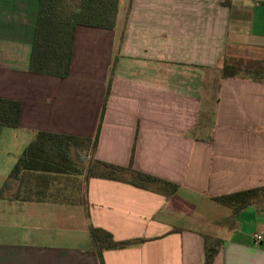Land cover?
<instances>
[{
    "label": "crops",
    "instance_id": "crops-1",
    "mask_svg": "<svg viewBox=\"0 0 264 264\" xmlns=\"http://www.w3.org/2000/svg\"><path fill=\"white\" fill-rule=\"evenodd\" d=\"M39 3L0 0V98L22 102L19 127L0 136V264H100L90 227L143 240L104 251L105 264H204L213 246V264H264L263 208L208 235L185 203L264 187V81L220 75L225 58L264 62V0H120L113 30L77 28L66 79L29 71ZM98 129L95 160L177 194L84 167L10 178L39 132L94 140Z\"/></svg>",
    "mask_w": 264,
    "mask_h": 264
},
{
    "label": "trees",
    "instance_id": "trees-1",
    "mask_svg": "<svg viewBox=\"0 0 264 264\" xmlns=\"http://www.w3.org/2000/svg\"><path fill=\"white\" fill-rule=\"evenodd\" d=\"M119 2L120 0H40L29 67L30 73L61 79L68 78L77 28L113 30L116 25ZM239 74L253 76L255 80L264 81V77L261 78L264 74V62L225 58L221 69V78H234ZM106 103L107 99L103 106L100 125ZM21 113L22 102L0 98V136L5 128L16 129L19 127ZM98 139L99 129L94 140L39 132L15 164L10 178L19 179L20 174L25 171L57 174L76 173L78 168L72 152L78 150L86 151L87 156H90L86 171L88 178L96 177L126 182L166 197L177 194L178 185L136 171L131 165L122 167L95 160ZM132 156L134 157V153ZM214 199L215 202L232 209L233 217H230V220H233L252 205L264 209V187ZM89 233L100 264H105L104 251L126 249L138 246L143 242V240L118 242L110 233L100 228L90 227ZM215 249L216 246L210 249L206 248L204 264H213Z\"/></svg>",
    "mask_w": 264,
    "mask_h": 264
},
{
    "label": "rangeland",
    "instance_id": "rangeland-1",
    "mask_svg": "<svg viewBox=\"0 0 264 264\" xmlns=\"http://www.w3.org/2000/svg\"><path fill=\"white\" fill-rule=\"evenodd\" d=\"M243 75V74H242ZM253 78V76H250ZM264 77V74L261 76V78ZM211 106L213 107L214 103H210ZM84 155V154H82ZM82 155L77 157V168H83L87 171L88 166L84 165V161L86 160V157L84 158ZM201 201V200H200ZM198 200H187L185 203L187 207H190L192 209L193 213V218L195 221V225L199 228H203L204 231L208 235H210L211 231H213V228L216 225V221L218 220H224V226L228 225V221L230 220V217H233V212L231 208L226 207L225 205L221 203H213V202H207V201H202L200 202ZM64 202L68 203V199L65 198ZM70 203V202H69ZM229 215V218L226 219ZM225 217V218H224ZM236 219V218H235ZM234 220V219H233ZM203 221V223H201ZM218 230L219 237H223L222 231L224 229H215ZM211 238V237H210ZM209 238V239H210ZM222 239V238H219ZM213 241V240H212ZM210 240V243L212 242Z\"/></svg>",
    "mask_w": 264,
    "mask_h": 264
},
{
    "label": "built area",
    "instance_id": "built-area-1",
    "mask_svg": "<svg viewBox=\"0 0 264 264\" xmlns=\"http://www.w3.org/2000/svg\"><path fill=\"white\" fill-rule=\"evenodd\" d=\"M263 240V236L260 235V234H255L254 235V241H255V244H260V242Z\"/></svg>",
    "mask_w": 264,
    "mask_h": 264
}]
</instances>
